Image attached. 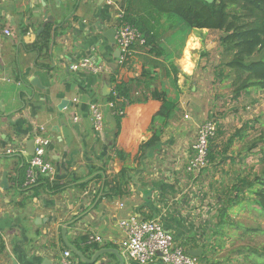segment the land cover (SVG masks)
Here are the masks:
<instances>
[{
    "label": "crops",
    "instance_id": "0c3cea01",
    "mask_svg": "<svg viewBox=\"0 0 264 264\" xmlns=\"http://www.w3.org/2000/svg\"><path fill=\"white\" fill-rule=\"evenodd\" d=\"M138 1L0 0V184L4 174L7 187H0V264H58L61 253L69 250L63 240L85 259L108 251L96 264H118L113 252L123 264H135L123 254L118 226L119 220L132 216L159 221L178 246L197 244L193 233L199 227L193 220L187 190L201 177L194 180L185 172L193 153H184V137L193 126L189 117L184 118L188 104L179 103V112L162 128L159 151L146 158L141 156L140 146L151 137L149 127L159 102L126 104L117 133L116 125L106 119L114 84L140 79L144 70L156 77L151 90L165 91L177 103L180 95L172 82L171 63L177 88L192 76L183 69L182 58L164 54L161 60L163 57L150 54L149 47L137 49L135 61L127 67H118L115 50L105 38L117 9L126 12L128 3L133 5L128 14L152 29L157 38L162 31L158 32L159 26L164 29L167 24L166 17L153 21L147 9L138 7L142 6ZM45 31L47 41L40 38ZM193 32L198 43L192 44H203L207 31ZM40 46L44 49L38 52ZM84 58L101 61L107 71L99 75L72 72L70 65ZM155 62L159 66L154 69ZM33 78L39 87L30 85ZM141 92L144 90L139 88L132 95ZM90 104L102 107V134L92 129ZM155 125L160 127L159 122ZM38 136L50 142L45 156L53 177H40L27 189L22 187L30 158L27 149L32 150L31 141ZM8 148L16 152L2 154ZM203 183L209 187V182L203 179ZM227 191H215L217 210L218 200L229 197ZM202 198H207L206 193ZM203 224L207 228V222ZM96 236L101 243L90 240ZM73 259L81 264L74 255Z\"/></svg>",
    "mask_w": 264,
    "mask_h": 264
},
{
    "label": "rangeland",
    "instance_id": "374dc122",
    "mask_svg": "<svg viewBox=\"0 0 264 264\" xmlns=\"http://www.w3.org/2000/svg\"><path fill=\"white\" fill-rule=\"evenodd\" d=\"M163 17H166L167 24L164 29L163 25L159 26L158 32L162 31L156 45L162 50V57L165 54L182 58L184 63L181 65L185 66L183 69L192 75L190 80L186 78L185 84L181 82L179 88L173 84L179 89L177 105L179 107L181 103L184 106L185 102L188 104L184 114L189 117L188 123L193 125L184 137V153L192 151L197 129L204 121L214 122L216 131L220 129L222 133L220 137H214L218 153L215 168L208 163L205 173L201 171L194 179L201 177V181H193L196 185L191 182L187 190L193 220L199 227L193 233L194 238L198 245H203L204 240L206 246L204 258L202 261L197 260L198 264H264V211L254 204L253 196L246 194L242 204L230 210L229 223H224L219 216L215 201L217 189L222 192L230 190L237 176L249 179L264 169V160H261L264 152L250 148L264 133V90L251 89L247 94L234 99L231 86L233 75L224 66L227 58L219 46V38L223 34L218 31L203 32V44L193 45L198 43V36L193 30L172 15L156 19ZM170 30L174 32L172 35H169L172 32ZM171 66L174 68L172 63ZM228 74L230 78H227ZM141 95L142 92L134 94V97L141 99ZM184 114L180 117L183 118ZM229 140H232V144L226 148ZM230 159H233V164L229 163ZM239 159H242L240 163ZM203 179L209 182V187L203 183ZM203 193H206L207 198H202ZM203 221L207 222V228H203Z\"/></svg>",
    "mask_w": 264,
    "mask_h": 264
},
{
    "label": "trees",
    "instance_id": "16d2710c",
    "mask_svg": "<svg viewBox=\"0 0 264 264\" xmlns=\"http://www.w3.org/2000/svg\"><path fill=\"white\" fill-rule=\"evenodd\" d=\"M137 1L132 0V2ZM140 3L142 6L138 7H141V9L145 8L143 10L147 9L153 21L157 17L172 15L178 18L190 30L218 31L223 34L219 38V46L221 53L227 58L224 66L233 75L231 86L233 87L232 93L234 99H238L242 94H247L251 89L264 90V0H214L212 4H207L203 0H140ZM132 6L128 3L124 17L125 22L139 30L146 41L145 46L150 48V54L158 58L162 57V50L156 45L157 34L152 29L148 30L147 25L128 14V10L132 9ZM40 38H44L47 41L49 38L48 31L42 33ZM43 49L44 46H40L37 48V51L41 52ZM158 66L159 63L155 62L153 68H158ZM170 67L172 73L175 75L172 78V82L176 86L177 73L172 66ZM167 75L169 76L168 73ZM155 78H151L150 73L142 70L140 79L131 80L128 84H114L116 97L125 101L123 103H116V107L119 109H122L126 104L146 103L149 100L157 101L161 105L149 127L151 137L140 146V154L144 158L159 151L162 144V128L166 127L176 116V113L179 112L177 103L169 99L165 91L151 90ZM227 78H230L229 74ZM145 79L151 83L148 84L144 81ZM110 82L114 83L113 77H110ZM139 88L143 89L146 93L142 92L141 99L135 98L132 95L133 90ZM110 100L115 101L116 99L110 97ZM115 119L117 121L115 131L117 133L119 131L120 118L115 117ZM156 122L160 123V127L155 125ZM221 135L222 133L218 129L216 137H220ZM214 140L212 139L209 142L208 147L207 158L211 164H214L218 157L216 151L217 145H215ZM231 144L232 140H229L225 147L228 148ZM250 148H258L259 152H264V133L259 136ZM121 159L123 160L124 158ZM230 160L233 163V159ZM241 160L239 159L238 162L240 163ZM261 160H264V155L261 157ZM123 176L124 172L121 171L119 174L120 184ZM190 176L193 178L192 175ZM236 178V184L234 181L229 190V197L224 200H218L220 202L218 213L224 223L231 221L228 212L235 206L240 205L247 193L253 196L254 204L264 211V169L249 179L238 176ZM38 181H40V178H38L36 184ZM85 239H83L84 242ZM184 248H187L185 252L200 249L199 256L196 259L203 260L206 248L204 244H184Z\"/></svg>",
    "mask_w": 264,
    "mask_h": 264
},
{
    "label": "built area",
    "instance_id": "2783aa9c",
    "mask_svg": "<svg viewBox=\"0 0 264 264\" xmlns=\"http://www.w3.org/2000/svg\"><path fill=\"white\" fill-rule=\"evenodd\" d=\"M125 14L121 9L116 10L112 28L115 30L114 40L116 48L119 51V57L116 59L120 68L127 67L135 61L137 49L144 48L145 39L137 28L126 23ZM6 35H10L5 31ZM72 72H88L93 75H99L107 71L103 67L88 58L77 61L70 65ZM111 97L116 100L108 102L106 107L111 116L121 118L124 109L116 107V103H123L124 100L116 97L114 86L111 91ZM76 102V101H75ZM88 111L91 118V125L94 132L102 134L104 130V113L99 104H90ZM188 118L187 115L184 117ZM77 118H74L76 121ZM216 135V126L212 121H204L197 129L196 141L192 145V155L185 167V172L196 178L201 171L208 167V147L209 142ZM50 142L48 139L38 136L34 138V153L27 162L23 187L30 188L34 186L40 177H46L49 180L53 177V168L46 159V149ZM13 151L6 149L2 151L4 155H10ZM119 229L123 235L121 249L126 258L135 264H198L196 258H193L185 250L176 245L173 236L165 231L157 220H140L136 216L118 221ZM96 243H101V238L96 236L90 239ZM58 264H76L73 255L69 250L61 253Z\"/></svg>",
    "mask_w": 264,
    "mask_h": 264
},
{
    "label": "water",
    "instance_id": "95a60500",
    "mask_svg": "<svg viewBox=\"0 0 264 264\" xmlns=\"http://www.w3.org/2000/svg\"><path fill=\"white\" fill-rule=\"evenodd\" d=\"M205 3L207 4H212L214 2V0H203ZM114 35H115V30L113 28L109 29L107 31V33L105 34V38L110 46V48L112 50H115V54H114V57L115 59H117L119 57V51L118 49L116 48V44H115V40H114ZM101 63V61H98L97 64ZM30 85L31 86H37L39 87L38 85V80L36 78H33L32 81L30 82ZM106 119L109 123H111L113 126L116 125V122H115V119L113 116H111L110 114H108L106 116ZM32 143V150L31 149H27V155L26 157H31L34 153V141L32 140L31 141ZM0 187L3 188V190H7V187H6V179H5V175L3 174L2 176V180H1V184H0ZM62 234L64 235L65 234V229L62 230ZM64 239V237H63ZM65 246L67 249L70 250V252H72V254L77 257L82 263L84 264H96L97 263V260H99V258L104 255L105 253H107L108 251H102V252H98L96 253L91 259H85L78 251H76L73 247H71L65 240H63ZM117 258V263L118 264H123V260L121 259V257L116 253V252H113ZM187 255L193 257V258H197L199 256V253H200V249H197V250H188L187 252ZM15 264V263H13ZM44 264H49V261H45Z\"/></svg>",
    "mask_w": 264,
    "mask_h": 264
}]
</instances>
